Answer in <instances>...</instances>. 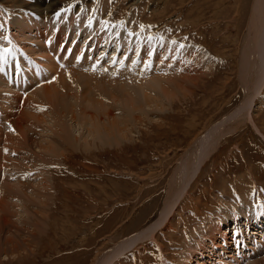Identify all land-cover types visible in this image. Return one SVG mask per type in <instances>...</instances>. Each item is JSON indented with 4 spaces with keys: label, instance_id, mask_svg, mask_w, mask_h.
<instances>
[{
    "label": "rangeland",
    "instance_id": "374dc122",
    "mask_svg": "<svg viewBox=\"0 0 264 264\" xmlns=\"http://www.w3.org/2000/svg\"><path fill=\"white\" fill-rule=\"evenodd\" d=\"M38 1L40 7L45 5L42 9L35 8V0H0V240L15 228L17 235L27 234L22 249L8 256L0 250V264H94L101 253L117 248L158 219L170 177L183 153L242 103L245 92L238 80V62L253 0H50L59 2L55 9H46L49 0ZM23 12L34 17L21 21L25 29L18 30ZM54 23L58 28L52 33ZM84 28H90L92 34L85 36ZM98 28L109 33H104L106 42L98 40L102 38L96 33ZM80 58L76 64L71 62ZM182 62L186 76L177 72ZM84 74L91 85L101 86L100 80L110 79L115 86L111 92L105 90L106 98L101 99L115 118L125 114L121 102L125 103L122 99L127 92L138 90L151 78L166 79L163 87L169 86L168 90L171 82L179 88L170 104L159 88L153 89V98L161 99L166 110L148 109L147 117L140 115L137 124H129L118 145L93 141L76 124L78 118L66 116L72 136L85 133L89 142L79 140L72 148L53 134L55 126L56 130L61 127L50 117L58 115L47 104L39 103L44 105L39 108L31 99L42 86L51 88L54 83L61 91L62 82L72 83L67 91H78L77 109H91L95 114L96 106L83 103L80 96L88 98L93 92L80 86ZM32 75L36 78L29 80ZM18 99L31 104H23L18 115L30 123L22 129L29 137L19 148L20 152L26 149L22 153L27 159L24 168L16 152L11 148L7 152L1 140L13 131L5 114L15 112ZM250 109L261 133L245 122L224 135L154 238L124 249L111 264H162L163 259L168 264H195V257L201 258V264L264 263V218H255L249 226L258 234L244 242L233 240L234 216L242 226L246 216L264 215V84ZM30 112L36 116L29 117ZM35 165L42 169H34ZM40 169L45 171L41 174ZM218 227L227 230L225 243ZM206 231L210 236L204 248L196 251ZM209 252L210 258L206 257Z\"/></svg>",
    "mask_w": 264,
    "mask_h": 264
},
{
    "label": "bare ground",
    "instance_id": "6f19581e",
    "mask_svg": "<svg viewBox=\"0 0 264 264\" xmlns=\"http://www.w3.org/2000/svg\"><path fill=\"white\" fill-rule=\"evenodd\" d=\"M14 1H18V0H14ZM32 1H34V0H32ZM41 3L42 2H40L38 0H35V2H33V4H35V8L36 9H42L45 6L44 5V6H41L40 7V4ZM58 3L59 2H56V1L53 2V3L51 1L50 2H47L46 9H55L54 7ZM29 16L30 17H34L33 15H29ZM29 16H27L26 13L24 14V12L21 14V16H19V20L17 21V23H18V28L17 29L18 30H21V29L24 30L25 29L23 27V25L21 24V21H23V20L29 21V19H30ZM70 17H69V19H70ZM79 20L80 19L76 20V23L78 25L76 28L78 29L77 31L80 32V29H81L80 27H81L82 23ZM98 23H100V22H97V25H98ZM57 28H58V24H55V23L52 24V26H51V32L52 33L55 32V30ZM84 30H85L84 31V33H85L84 35L85 36H90L92 34V31H91L90 28H84ZM245 31H246V33L244 35L245 36L244 37V40H243L244 42H242L243 45L241 46L242 48H241V53H240L239 62H238V80H239V82H240V84L243 87V90L245 92V96H244V99H243L242 103L239 104L237 107H235L232 110V112L229 113L221 121L213 124L210 128H208L205 133L203 132L204 134L201 137H199L196 140H194V143L190 146V148L183 153V155L181 156V158L179 160V163L175 167V169H174V171H173V173H172V175L170 177V180H169V183H168V188H167V193H166V198L163 201L164 204H163V207L161 209V213L159 214L158 219L153 224L148 225L145 229H143L137 235H134V236H131V237L125 239L121 244H119L117 246V248H115V249L114 248H110L109 250H106L103 253H101L99 255V257L96 259V261H95L94 264H109L113 259L114 260L118 259L119 258V255L122 253V251L124 249H127L129 246L139 244L140 242L143 243V242H145V241H147L149 239H153L154 238V233L157 231V229L158 228L161 229V227L163 226L162 224H163V222H164L167 214H169V213L172 212L175 204L177 203V201L179 200V198L184 194L185 190L188 188V186H189V184H190V182H191V180L193 178V175H195V172L197 171L198 167L202 164V162L204 161V159H206L207 157H209V154L211 155V153H213V151L219 145L222 137L224 135L227 136L229 133L234 132L241 125L244 126L245 122L246 123H252L257 128V125H255L254 122H253V120H252L251 113H250V110H251L250 108H251L252 103L254 102V99L256 98V96H258V93H260V91L262 89V86L264 84V0H253L251 12H250V16H249V20H248V24H247V30H245ZM98 32H100L99 33L100 34L99 37H102L101 39L99 38L98 40L99 41L106 42V37H105V34L104 33H107V34H109V33L107 31H103V30L100 31L99 28L96 30V33H98ZM77 35H78V32L75 33L74 38H73V42L77 41L76 40V36ZM124 44H122V45H124ZM116 46H117V44H116ZM198 59H199V57L196 58L197 61H198ZM184 65H185L184 62H182L179 65V69H178L180 71H177V72H179V74H182V75L186 76V75H188L187 73H182V71H185L186 72V68H184ZM201 65L202 64H199V66H201ZM207 65H209V64H207ZM73 66H75V65H73ZM48 70H49V72L51 71L50 69H48ZM72 70H74V69H72ZM78 70H79V73H80V71H82V69H78ZM46 71H47V69H46ZM63 71H64V69H63ZM73 72L71 73V75L73 74ZM76 72H78V71L76 70ZM22 73H24V72H22ZM51 73H53V72L51 71ZM68 74L70 75V73H68ZM157 74L158 73H156L154 75H157ZM179 74H177V75H179ZM74 75H75V72H74L73 76ZM84 75H82V76L85 77V80L79 82L81 84L80 86H82V87L83 86L84 87L86 86V87L92 88L91 91L99 93V96L93 97L92 96L93 92H92L91 97H88V98L87 97H84L83 95H80L83 98V103H85L84 101H86V102H90V104L92 103L93 105L96 106L95 107V110H97V111H96L95 114H93V113L90 112L91 109L90 110H87V111L85 109H83V108L77 109L78 104H79L78 103V100L76 98L77 96H79L78 95V91H73V90L72 91H67V89L70 88L73 85H71L72 83H69L71 86L68 85V84H64L63 85L62 80H61V82H62L61 87L63 88V90H61V91H59L60 90L59 88L54 87L55 85L53 83V85H51V88H49L47 85H45L44 87L42 86L41 87L42 90L40 91L41 93L39 92L40 95H39V93L38 94L36 93L37 95H39L38 98H36L37 95H34L33 97H35V98L33 100V99H31L32 97L29 96V97H31L30 99L32 101H35L36 100V103H38L36 105L37 107L42 108V106H44L45 104H47L48 105V108L50 107V109L52 110V112H54L55 114L58 115L57 118H55V116L54 117H52V116L50 117V118L57 119L56 121L59 123V125L61 127L60 130H58V129L56 130V127L57 126L54 125L55 127L53 128V130H55V132L53 134H55V136L57 135L59 137V140H62L64 143L72 146V148L75 146L76 143L79 142V140H83V139L87 142V144H89V142L87 141V136H90L93 139V141L94 140L99 141L102 145H107V144H109V145H118V144H120L121 141L125 138V134L123 132L127 131V128L129 126V124H133V123H134L133 125L137 124L141 120V118H142V117H140V115H144V117H147V115H148L147 114V110L148 109H151V111L153 109L154 110L155 109L156 110L157 109L158 110L159 109L162 110L163 108L165 109V106L162 104L161 99L157 100L158 98L157 99L156 98L155 99L153 98V94L152 93H154L155 89L157 90V88H159L160 91L163 93L164 100L168 102L167 104H170L172 102V100L177 96L176 89L179 88V87H176V86H178V84L176 85V82H171L170 86L172 85V87H171V90L172 91L170 89L168 90L167 88L169 86L167 88L163 87V85H165L163 82H165L166 79L164 81L162 80L163 82H161V80H156V79H158L157 76H156L157 78H155L153 76L155 80L153 78H151L150 80L148 79L149 81H147L146 84H144L142 82L143 84H141V86H139L138 90H135V89H132L130 91L127 90L128 92H127L126 96L122 99V101L125 102V103H122L121 102V107L122 108L124 107L123 109H125V114L122 117H116L115 118V115L116 114L114 115V113L111 112L109 110V108L107 109L105 107L106 104H103V102H102V100H104L106 98V92H105V90H110V92H111V90H114V88H115V86H111V83L109 82L110 79L108 78L109 81L108 80H100V81H102V84H100L101 86H99V83H95V85H91L90 84L91 81L90 80H87L86 74H84ZM164 75L162 74V76H164ZM166 75H168V72H166ZM172 75H170V76H172ZM24 76H26V75H24ZM52 76H49V77H52ZM73 76H71V78H73ZM90 76H91V73H90ZM162 76H161V78H162ZM88 77H89V75H88ZM95 77H96V73H95L94 78ZM172 77H174V76H172ZM35 78H36V75H32L29 80H34ZM21 80H23V79H21ZM95 80H97V79H95ZM140 80H141V78H140ZM153 80H154V82H153ZM75 81L78 82V80H75ZM174 81H177V80L175 79ZM51 82H53V80ZM61 82L59 84H61ZM76 82H75V84H76ZM138 82H140V81H138ZM158 82H159L160 85H158ZM192 84H193V82H192ZM77 86L79 88V85H77ZM153 86H155V87L157 86V87L155 88ZM110 87H111V89H110ZM120 89H121V87H120ZM153 89H154V91H153ZM181 90H182V88H181ZM160 95L161 94L159 93L158 96H160ZM156 96L157 95H155L154 97H156ZM19 100L20 99L17 100V103L18 104L15 106V112H8V113L5 114L6 117L9 119L8 124L11 127H13V131L12 132L8 131V133H6V135H4V137L1 140L4 142V145L6 143L5 147H8L7 148V152H9V148L12 149V152H16V156L19 157V159H21V163H22L21 164V167L24 168L25 166L23 167V164L26 163V160L27 159L24 157V154H23L24 159L22 158V153L26 149L23 150L22 152H20L19 148L21 147L20 145H22L21 144V141L23 139H26L27 137H29V135L26 134L25 129L24 130H22V129H23V127H26L30 123H29V121L27 119H24V118H22L20 116L18 117V115H20V112H19L20 109H23L24 107H26V105H31V104L26 103V105H25L23 103L24 104V107H23V104L21 102H19ZM71 100H73V103L71 102ZM80 102H82V101H80ZM39 103H43L44 105H40ZM260 103H261V101H260ZM111 104H113V103H111ZM114 106H116V105H114ZM143 106H144V108H143ZM89 107H90V105H89ZM76 109L78 111H76ZM138 111H139V113H138ZM117 112H119V111H117ZM30 114H31V112H30ZM32 115H34V114H31L29 117H32ZM68 115H70L69 116V119L70 120H76L78 118L76 124H79L80 127L85 128L84 130H85V133L87 134V136H86L85 133H80L81 136L78 137L79 139L76 138V137H74V136H72V133H71V130H70L71 129L70 127L72 126V124H69L68 123V120L66 119V116H68ZM24 116H26V115H24ZM34 116H36V115H34ZM41 119H43V117ZM52 125L53 124H51V127H52ZM257 130H258L259 133H261L258 128H257ZM14 134L17 136L16 138L13 136ZM29 134H31V132ZM59 140L57 142L60 144V141ZM32 143L34 144V142H32ZM39 145H38V147H39ZM25 148H26V146H25ZM20 149H22V148H20ZM28 150H29V148L27 149V151ZM35 154H37V153H35ZM8 158H9V156H8ZM38 158L39 159H37V160H40L41 157H38ZM28 159H29V157H28ZM13 160L14 159H12L10 161L13 162ZM35 167L36 168H34V169L41 168L39 165H38V167L35 165ZM40 170H38V171H40ZM42 171L43 170L40 171L41 174H42ZM27 181H28L27 183H29V180H27ZM19 183L21 185V182H19ZM24 183H26V182H24ZM22 185H23V183H22ZM29 185H30V183H29ZM31 187H32V183H31ZM43 188H46V187H43ZM32 190L35 191L36 188L35 189L32 188ZM23 193H25V192H23ZM35 197H37V196H35ZM28 201H30V200H28ZM0 210L2 212V208ZM24 214H26V213H24ZM250 218H253V220H251ZM255 218L261 219V218H264V215L262 217H260L258 215V213H257V215H251L250 217L249 216H246L245 219L243 220V221H245V223L242 224V226L239 225V224H241L242 221L241 220H238L234 216V218H233L234 219V221H233V223H234L233 227L235 226V230H234V236H233L234 238H233V240L236 239V241H243L244 242L246 239H250L252 237V235L258 234L257 232H254L253 233V231H250V229H249V226H251V223L252 222H255ZM30 220H32V219H30ZM2 223L5 226V224H7V221L5 219H3L2 220ZM243 226H246V229L245 228H241ZM208 230L210 232H212V230L210 229V227H208ZM0 231H2V226L0 228ZM216 231L220 232L219 234L221 236V239L223 240V243H225L226 240H227V235H226V231L227 230H224L221 227H218V228H216ZM18 232H19V230H16V228H15V231H11V230L10 231H7L6 233L8 235L6 234L4 236V238H2V240H0V250H1V252L5 253L4 256H8L10 254V252L17 251L18 248L23 247V244L25 242L24 239H25V237H27V234L25 235V234H23V232H21L22 234L17 235ZM212 233L214 234V232H212ZM12 234H16V235H12ZM0 235H1V233H0ZM259 235H261V234H259ZM209 236L210 235H209V233L207 231H206V233H204L201 236L202 237V240H201V243H200L201 248L198 247V249H196V251L197 250H201L202 248H204L205 242H206V240H207V238ZM20 237H22V239H20ZM188 245H187V248L189 250L193 249V245L192 244L189 245V246ZM237 248L239 249V247H237ZM216 253H218V252H216ZM199 254L201 256L202 253H199ZM187 255L190 256L191 254L188 252ZM2 256H3V254H2ZM211 256H212V254H211V252H209L206 257H209L210 258ZM186 258H187V256H186ZM191 258H192V256L187 261L191 260ZM219 260H221V258H219ZM193 261H195V264H201V258L200 257H195V259ZM162 264H168V263L163 259Z\"/></svg>",
    "mask_w": 264,
    "mask_h": 264
},
{
    "label": "crops",
    "instance_id": "0c3cea01",
    "mask_svg": "<svg viewBox=\"0 0 264 264\" xmlns=\"http://www.w3.org/2000/svg\"><path fill=\"white\" fill-rule=\"evenodd\" d=\"M115 249V248H114Z\"/></svg>",
    "mask_w": 264,
    "mask_h": 264
}]
</instances>
